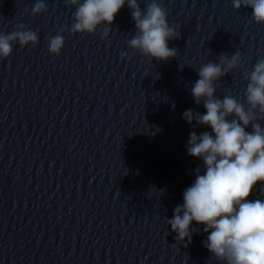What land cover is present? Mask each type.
<instances>
[{
	"label": "clouds",
	"instance_id": "obj_1",
	"mask_svg": "<svg viewBox=\"0 0 264 264\" xmlns=\"http://www.w3.org/2000/svg\"><path fill=\"white\" fill-rule=\"evenodd\" d=\"M127 3L135 22V35L128 47L150 60L167 61L177 56V49L168 41L180 38L181 33L168 23V12L158 0H148L141 8L138 0H65L66 7H75L70 34H94L105 25L107 38L115 16ZM234 10L250 8L258 25H264V0H232ZM27 12L28 9L26 8ZM48 11L46 0H36L31 16ZM64 29L48 38V52L58 57L64 47ZM35 46L39 42L36 31L23 23L10 33L0 32V59L10 57L13 46ZM127 53L122 54V58ZM241 65V53L221 54L218 62L209 61L198 70L199 79L191 88L196 105L206 109L200 114L193 109L183 112L182 118L190 125L209 126L210 132L189 134L186 151L189 156L202 159L204 172L195 169V180L183 192V205H177L173 218L167 219L176 240L187 247L199 228L210 233L203 246L219 264H264V199H248L260 184L264 196V58H259L247 81L245 103L233 95L222 99L215 95L216 83ZM175 105H173L174 107ZM251 127V131L246 129ZM214 134V135H213Z\"/></svg>",
	"mask_w": 264,
	"mask_h": 264
}]
</instances>
